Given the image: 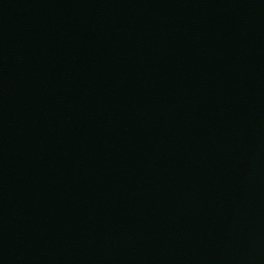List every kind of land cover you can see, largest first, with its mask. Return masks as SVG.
Returning a JSON list of instances; mask_svg holds the SVG:
<instances>
[{"label":"water","instance_id":"obj_1","mask_svg":"<svg viewBox=\"0 0 264 264\" xmlns=\"http://www.w3.org/2000/svg\"><path fill=\"white\" fill-rule=\"evenodd\" d=\"M0 264H264V0H0Z\"/></svg>","mask_w":264,"mask_h":264}]
</instances>
